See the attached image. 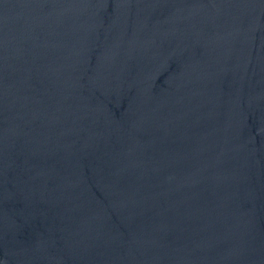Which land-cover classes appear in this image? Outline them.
Wrapping results in <instances>:
<instances>
[{"label":"water","instance_id":"obj_1","mask_svg":"<svg viewBox=\"0 0 264 264\" xmlns=\"http://www.w3.org/2000/svg\"><path fill=\"white\" fill-rule=\"evenodd\" d=\"M0 264H264V0H0Z\"/></svg>","mask_w":264,"mask_h":264}]
</instances>
